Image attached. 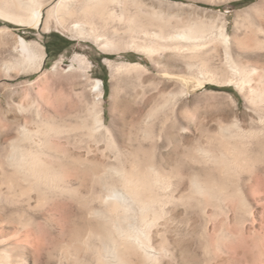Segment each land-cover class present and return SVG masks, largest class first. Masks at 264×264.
<instances>
[{
    "label": "rangeland",
    "instance_id": "rangeland-1",
    "mask_svg": "<svg viewBox=\"0 0 264 264\" xmlns=\"http://www.w3.org/2000/svg\"><path fill=\"white\" fill-rule=\"evenodd\" d=\"M70 1L63 3L69 9L81 2ZM142 1L161 18V21H146L151 36L138 34L135 37L137 42L140 41L136 42L137 45L153 44L156 48L153 55L130 47L135 43L127 33L123 36L111 33L106 41L100 43L80 37L70 31L76 19L64 9L62 20L50 18L48 32L0 17V29L7 30L0 32V264L76 263L75 247L69 233L78 220L77 202L65 198L62 207L52 209L51 197L39 204L34 194L33 208L27 212L32 224L22 227L17 221L13 222L8 178L11 170L6 159L11 152V142L20 136L22 127L36 131V138L42 140L46 130L43 122L46 120L56 121L63 127L80 125L84 120H90L92 124L94 108L101 111L106 127L122 151L130 154L131 149L142 145L152 150L149 151L156 167L165 171H170L171 167L175 169L170 177L172 187L174 189L178 185L183 190L175 187V196L179 200L166 208L167 214L164 215L167 217L161 216L153 229L167 234L173 255L161 264H264V0ZM56 3L45 8L46 19L48 11ZM119 11L121 8L116 7L117 14L121 15L123 12ZM118 23L116 26L120 27ZM122 23L124 26L125 22ZM193 23L207 26V31L201 37L199 34L171 39ZM221 33H226L232 40L234 57L240 59L241 67L248 71L245 73L248 74V78L245 77L248 82L242 78L232 79L225 67ZM19 36L41 44L46 59L42 70L29 73L15 71L8 76L2 70L4 61L23 57L18 51ZM47 44L52 49L50 55ZM176 44L183 47L180 53L172 50ZM62 47L66 48L59 53ZM77 55L84 59V63L74 60ZM106 60L116 64L138 63L143 67L115 78ZM204 60L208 61L209 72L216 79L208 81L204 87L182 92L183 86L177 77H198ZM96 80H102L104 84L101 101H98L94 89ZM163 123H166L165 127ZM173 123L176 125L174 129L171 128ZM222 126H232L235 131L245 133L239 140L230 141V145L235 142L245 145L243 157L241 153L234 152V146L221 144ZM148 128L153 135L146 140L144 135ZM252 131L256 133L249 135ZM85 133L84 130L73 131L70 144L65 136H49V144L42 148L43 152L47 151L55 159L85 157L87 146H90L92 157L104 162L101 152L106 148V141L99 138V142L94 143ZM24 145L30 146L27 142ZM198 146L223 157L227 165L232 159L237 161H233L227 171L211 160L201 164L194 161ZM241 162H245L244 165ZM180 163L191 166V174L203 169L216 184L220 183L217 179L221 180L219 186L216 185L220 191L215 186L216 198L210 199L205 195L201 202L208 204L204 202L200 206L196 196L190 197L189 179L185 180L189 192L180 186L176 167ZM66 170L74 173L68 168ZM75 173L82 175L84 172L80 169ZM219 176L224 177L223 180ZM180 191L187 192L189 198L180 200L183 194ZM238 195L247 199L246 206L240 210ZM160 242L158 239L157 244ZM8 257L11 263H8Z\"/></svg>",
    "mask_w": 264,
    "mask_h": 264
},
{
    "label": "bare ground",
    "instance_id": "bare-ground-1",
    "mask_svg": "<svg viewBox=\"0 0 264 264\" xmlns=\"http://www.w3.org/2000/svg\"><path fill=\"white\" fill-rule=\"evenodd\" d=\"M55 1L56 0H0V17L10 22H16L33 29H44L48 32L50 30V18H61L62 20L63 13L61 15V12L64 9L72 18L76 19V21L72 23L70 31L78 33L80 37L93 39L96 43H100L106 41L107 36L111 33L115 35L122 34L121 36L127 33L132 37L135 43L132 45L130 44V47L145 51L152 55L156 52V48L152 46L153 44H136L137 41L135 37L138 36V34L141 36H151L149 32L150 28H147L146 21L148 19H159L158 14L150 9L142 0H81V2L75 5V7H72V9H69L67 5L63 4L68 0H60L57 3ZM54 3L56 4L48 11V19H46L44 10ZM116 7L121 8L123 12L121 15L117 14ZM126 14L128 19L125 20ZM116 22H119L118 24H120V27L116 26ZM122 22H125L124 26H122ZM206 27L207 26L203 24L193 23L190 28L179 30V34L176 37L171 36V39H184L199 34L201 37V34L207 31ZM2 31L7 30L0 29V32ZM151 32H153L152 29ZM220 39L224 48L223 50L225 51L224 64H226L225 67L229 69L232 79L242 78L245 80L246 76L248 78V74H245L248 71H245L241 67L239 63L240 59L238 60L234 57L232 40L226 33H221ZM18 45L20 48L18 51L22 53L23 57L20 56V53L19 56L21 58L4 61L2 70L6 75L10 76L15 71L29 73L42 70L46 59L44 47L37 42H29L21 36H19ZM189 45L190 44H188V47ZM188 47L184 49L188 50ZM182 48L183 47L176 44V46H173L172 50L174 49V51L180 53ZM189 52H191V50H189ZM190 57L192 56L190 55ZM74 60L84 63V59L79 55H77ZM106 61L112 76L115 78L122 73L130 72L132 69L143 67L138 63L116 64L111 60ZM221 63L223 65V62ZM209 68L208 61L204 60L200 66L198 77L191 76L193 77L191 78L190 75L177 77V81L183 86L182 92L204 87L208 81H214L215 75L209 72ZM103 86L102 80H96L94 82V89L98 94V101H101L103 98ZM92 117V124L89 123L90 120H84L80 125L77 124L68 127H63L64 125L61 126L56 121L46 120L43 122L46 130L44 131L45 137L42 138V140L36 138L38 135L36 131H31L26 127L21 128L22 132L20 136L11 142V152L6 159L7 166L11 170L8 174L10 181L9 192L10 198L12 199V201H9V203L11 202L12 204V206L10 205V216L13 222L17 221L22 227H24V225L28 227V225L32 224V220L31 217L27 218V216H29L27 212H30L33 208L32 201L34 200V194H36V201L39 202V204L48 197H51L52 209H59L60 206L62 207L65 198L71 199L77 202L78 206V220L75 222V225H73L74 229L69 233L75 247V260H77L75 264H161L165 258L173 255L169 250L170 242L167 234L160 233V231L154 232L153 229L154 226H157L161 216L165 218L164 216L166 215L164 214H167L165 212L166 208L179 200L177 196H175V187L178 185H175L174 190L170 181V177L175 172V169L171 167L172 169L170 168V171H165L164 168L163 170L162 168L156 167L153 162L152 153H150L152 150L149 149V151L142 145L138 149L130 148V154L125 153L117 145L110 130L106 127L101 111L94 108ZM151 117L149 118L150 120ZM147 122H149V120ZM260 122H263V120ZM165 126L166 123H163V127ZM171 128H176V125L173 123ZM77 130L86 131L85 134H87L89 139L94 140L95 142L92 141L94 143H98L99 138L106 141V148L101 152V158L104 162L98 160L94 156L92 157L93 150L90 146H87V155L85 157L64 156L63 159H55L51 158L52 156H49L46 153L47 151L43 152L42 148L49 144V136H65L67 142L70 144L71 133ZM220 132H222L221 144L223 146H234V152L241 153L242 157L244 153L246 154L245 145L241 142H235L234 145H230L231 140H239L245 133L235 131L232 126H222V131ZM250 133L249 135H252L255 134L256 131ZM152 135L151 129L148 128L145 131L144 138L148 140ZM25 142L29 143L30 146L24 145ZM110 152H113L114 155ZM253 155H255V153H253ZM242 157L240 159H243ZM253 157L250 158L254 159L255 157ZM227 159L230 160V158ZM208 160L219 163L220 166H222L220 169L223 168L227 171L228 166L233 164V161L235 162L236 159H232L231 164L227 165L223 157H217L200 146L195 148L194 161L203 164L202 162L205 163ZM243 161L244 160H242V162ZM244 163L242 164L244 165ZM181 164L182 163H180V166L178 165L179 167L176 166L178 168V170L176 169L178 171V176L180 177V186L185 187L187 183H185V180L189 179L188 182H190L191 190L190 197L196 196L195 198H198L196 201L199 202L198 204H200V206L201 204L204 205L205 201L201 202V198L203 199L205 195L209 196L210 199H215L216 194H218L215 191L217 190L215 186H219L221 180H218L216 177L217 181H220L219 184H216L215 180L209 179V174H205L203 169L196 170V172L191 174V166L186 167V164ZM66 168L70 169L69 171L73 170L74 173L76 170L80 172L81 169L84 173L82 175L79 173L74 174L73 172L67 173ZM232 171L236 172L234 169ZM218 172L219 171H217V173ZM220 175H222V173ZM227 179L225 180L227 181ZM174 180L177 182L176 179ZM234 185L235 184H233V186ZM179 188L182 189V187ZM220 189L221 188H219V191ZM187 191L189 192L188 189ZM188 196L189 194L186 192L179 198L183 200ZM243 197H239L238 195V199L240 198L239 210L243 209L247 204V199L245 200ZM190 203L191 201L189 204ZM218 203L220 204V201ZM35 207H37V205ZM158 239L161 241L159 245L157 244ZM7 260L9 261L8 263H11L9 257Z\"/></svg>",
    "mask_w": 264,
    "mask_h": 264
},
{
    "label": "trees",
    "instance_id": "trees-1",
    "mask_svg": "<svg viewBox=\"0 0 264 264\" xmlns=\"http://www.w3.org/2000/svg\"><path fill=\"white\" fill-rule=\"evenodd\" d=\"M46 47H47L48 53H49V55H50L51 52H52V49H51V47H50L48 44L46 45ZM65 48H66V47H62V48H60V49H59V53H62V52L65 50ZM104 81H106V79H105Z\"/></svg>",
    "mask_w": 264,
    "mask_h": 264
}]
</instances>
